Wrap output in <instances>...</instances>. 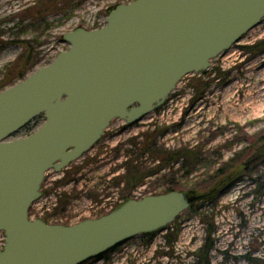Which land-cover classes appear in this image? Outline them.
Returning <instances> with one entry per match:
<instances>
[{
	"label": "rangeland",
	"instance_id": "obj_1",
	"mask_svg": "<svg viewBox=\"0 0 264 264\" xmlns=\"http://www.w3.org/2000/svg\"><path fill=\"white\" fill-rule=\"evenodd\" d=\"M52 1L15 0L12 8L0 0V86L47 66L68 50L64 35L101 28L117 5L134 0ZM44 121L35 117L12 139ZM229 174L238 176L227 185ZM167 187L198 195L217 188L164 229L82 264H264V18L143 120H112L78 160L48 170L28 216L72 226ZM4 241L0 232V251Z\"/></svg>",
	"mask_w": 264,
	"mask_h": 264
},
{
	"label": "water",
	"instance_id": "obj_2",
	"mask_svg": "<svg viewBox=\"0 0 264 264\" xmlns=\"http://www.w3.org/2000/svg\"><path fill=\"white\" fill-rule=\"evenodd\" d=\"M263 18L264 0H134L116 6L103 27L64 35L67 51L0 92V264H82L164 229L205 198L170 191L131 199L72 226L28 216L48 170L78 160L112 120H143ZM40 115L34 133L12 139Z\"/></svg>",
	"mask_w": 264,
	"mask_h": 264
},
{
	"label": "trees",
	"instance_id": "obj_3",
	"mask_svg": "<svg viewBox=\"0 0 264 264\" xmlns=\"http://www.w3.org/2000/svg\"><path fill=\"white\" fill-rule=\"evenodd\" d=\"M56 1V0H55ZM55 1H52V2H55ZM258 50V49H257ZM28 62H26L25 63V66H27L28 64H27ZM27 64V65H26ZM29 67V66H28ZM27 76V71H23V72H21L18 76H16V77H13L10 81H8L7 83H5V84H3L2 86H0V92L1 91H3V88H5V87H11V86H13L15 83H17V82H19V81H23L24 79H25V77ZM180 156H178V155H175V160L176 159H178ZM237 174H235V175H227V177H226V184L227 185H229V184H231L232 182H234L235 181V179H237ZM134 184H135V182H134ZM217 188V187H216ZM216 188H214V189H212V190H210L209 192H207L205 195H206V197L205 198H203V199H207V198H211V197H213V192H215V189ZM170 191H175L174 189L172 190L170 187H167L166 189H165V192L164 193H166V192H170ZM202 199V200H203ZM201 201V200H200ZM199 202V201H198ZM197 203V202H196ZM195 204V203H194ZM207 232H208V234H209V236L211 235V234H213V232H214V228H212V227H209V230H207ZM210 246V243L209 244H207V249H208V247Z\"/></svg>",
	"mask_w": 264,
	"mask_h": 264
},
{
	"label": "bare ground",
	"instance_id": "obj_4",
	"mask_svg": "<svg viewBox=\"0 0 264 264\" xmlns=\"http://www.w3.org/2000/svg\"><path fill=\"white\" fill-rule=\"evenodd\" d=\"M15 0H4V2L2 3V4H4V3H6V4H9V5H12V8H13V6H14V2Z\"/></svg>",
	"mask_w": 264,
	"mask_h": 264
},
{
	"label": "flooded vegetation",
	"instance_id": "obj_5",
	"mask_svg": "<svg viewBox=\"0 0 264 264\" xmlns=\"http://www.w3.org/2000/svg\"><path fill=\"white\" fill-rule=\"evenodd\" d=\"M126 126H131V125H126Z\"/></svg>",
	"mask_w": 264,
	"mask_h": 264
}]
</instances>
